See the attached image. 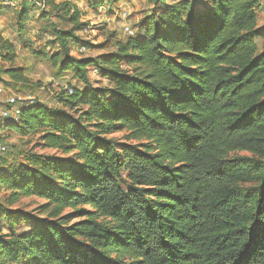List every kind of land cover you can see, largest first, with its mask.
I'll list each match as a JSON object with an SVG mask.
<instances>
[{"label":"trees","instance_id":"16d2710c","mask_svg":"<svg viewBox=\"0 0 264 264\" xmlns=\"http://www.w3.org/2000/svg\"><path fill=\"white\" fill-rule=\"evenodd\" d=\"M147 2L152 16L113 41V52L72 58L73 30L56 37L60 63L30 51L85 87L94 66L111 90L68 85L72 94L57 95L63 108H84L86 128L40 102L0 121L22 137L39 135L61 156L0 162L8 207L37 198L45 217L0 208L10 227L0 235V264H264V26L256 0ZM44 5L72 12L73 24L79 18L65 2ZM13 58L0 34L8 91L28 83ZM120 132L134 144L108 138ZM20 221L28 231L16 234Z\"/></svg>","mask_w":264,"mask_h":264},{"label":"rangeland","instance_id":"374dc122","mask_svg":"<svg viewBox=\"0 0 264 264\" xmlns=\"http://www.w3.org/2000/svg\"><path fill=\"white\" fill-rule=\"evenodd\" d=\"M172 1L180 0H169V3ZM38 2L34 0L27 4L24 10L19 6L15 9L0 8V34L14 48L12 67L22 69L28 80L27 85L9 86V91L21 98H30L33 103L40 102L60 111L70 120L77 121L82 128H86V123L79 119L84 108L81 106L74 109L63 108L56 100L57 95L68 85L74 91L80 88L96 90L103 94L107 90L109 93L111 85L108 79L104 78L96 67L90 66L88 68L90 86L85 87L71 73H61L59 68L53 67L47 60L33 58L30 51L39 52L46 58L52 54L57 55L60 63L64 55L56 37L60 31L73 30L77 42H68L69 55L72 58H98L114 51V48L110 47L113 41H126L130 37L124 33L123 28L128 27L133 31L143 18L151 17L153 5L147 0H103L105 6L94 10L89 6V0H54V4L65 2L70 8L77 9L79 18L73 24L70 20L72 12L67 13L65 10L44 4L38 6ZM256 11L257 26H264V0H256ZM81 44L86 48L83 53L79 52ZM261 46V41H257L259 51ZM8 67L9 64L0 59V69ZM0 131L8 150L0 159V162L3 160L2 165L5 167L11 164L24 165L25 160L32 154L61 157L59 153L45 149L39 135L22 137L7 127H1ZM108 138L117 144H134L126 139L124 132L110 135ZM122 183L124 184V172ZM249 186L251 185L247 184L243 187ZM7 196L8 193L0 188V208L20 210L34 217L45 218L36 212V208L43 204L42 200L18 198L16 203L8 207ZM68 212L65 211V214ZM9 230L7 222L0 219V235L7 234ZM26 231L28 225L22 221L19 226L14 227L16 234Z\"/></svg>","mask_w":264,"mask_h":264},{"label":"built area","instance_id":"2783aa9c","mask_svg":"<svg viewBox=\"0 0 264 264\" xmlns=\"http://www.w3.org/2000/svg\"><path fill=\"white\" fill-rule=\"evenodd\" d=\"M22 0H0V7L15 9ZM33 2L34 0H28ZM38 6H42L44 4V0H38ZM123 31L126 35L132 36L133 32L130 28L125 27ZM80 53L85 52L84 48L79 49ZM65 91L68 94H72V90L68 87L65 88ZM33 104L30 98H21L19 96L14 95L10 91L6 90L0 84V121L6 119L17 120L20 111L22 108L27 107ZM3 136L0 134V159L8 152L7 146L3 141Z\"/></svg>","mask_w":264,"mask_h":264}]
</instances>
